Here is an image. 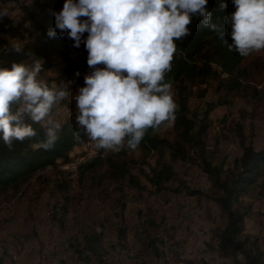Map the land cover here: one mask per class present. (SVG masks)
Returning a JSON list of instances; mask_svg holds the SVG:
<instances>
[{"label": "rangeland", "instance_id": "rangeland-1", "mask_svg": "<svg viewBox=\"0 0 264 264\" xmlns=\"http://www.w3.org/2000/svg\"><path fill=\"white\" fill-rule=\"evenodd\" d=\"M34 1L27 0L36 9ZM0 10L7 12L2 21L8 17L16 23L23 17L17 7L0 6ZM241 68L243 86L211 112L206 135L213 163L225 168L232 167L241 152L239 125L245 141L252 140L257 148L264 137V50L245 57ZM217 85L207 96L196 87L191 110H201L213 96L223 95L217 94ZM173 134L170 125L161 131L164 137ZM99 152L87 138L72 155L77 165ZM109 153L103 150L100 156ZM160 157L155 150L141 148L121 156L136 184L128 176L115 178L105 163L81 175L78 167H66L69 160L38 170L17 189L0 191V264H244L242 254L226 255L219 249V233L228 219L215 201L219 191L209 174L198 162L174 161L177 178L157 191L144 172ZM184 183L197 193H188ZM262 186L264 173L241 196L242 207L248 210L241 237L264 249ZM120 225L126 231L122 242ZM93 232L101 235L100 255L91 260L80 250L84 236ZM156 238L167 243L160 258L146 245Z\"/></svg>", "mask_w": 264, "mask_h": 264}, {"label": "trees", "instance_id": "trees-1", "mask_svg": "<svg viewBox=\"0 0 264 264\" xmlns=\"http://www.w3.org/2000/svg\"><path fill=\"white\" fill-rule=\"evenodd\" d=\"M64 3L65 0H35L33 4L36 9H33L27 0H0V6L17 7L23 11V17L16 23L8 17L0 20V68H10L14 62L31 67L37 59H41L42 69L38 79L45 81L49 87L68 84L67 98L55 105L52 111L53 117L61 124L59 139L52 149L38 147V143L45 139L44 128L30 119H26V123L31 124L36 131L35 137L23 142L14 141L11 149L0 138V191L10 186L17 189L38 170L56 166L59 161L72 160L74 150L87 139L86 136L77 138L75 135L78 112L74 97L78 94L77 88L84 86V75L90 71L88 53L83 44L76 48L73 47V41L62 39L58 34L56 37L48 36L49 29L55 26L53 11L61 10ZM221 3H227L228 7L221 10ZM207 7L213 13V22L222 28L225 27L224 16L235 11L232 0H209ZM189 27L191 35L176 41L182 55L177 57L174 54L171 71L165 73V82L171 84L173 98L178 105L175 120L164 122L158 129L149 128L138 146L161 154L157 163L151 165L150 171L144 174L147 182L160 191L177 178L174 161L200 163L219 191L215 201L228 219L219 233V249L226 255L242 254L244 264H264V249L256 243L249 244L248 238L241 237L248 212L242 207L241 196L248 193L264 173V137L261 148H257L252 140L245 141L243 126L239 125L241 152L233 159L232 167L227 168L213 163L214 153L208 151L206 144V135L212 123L211 112L226 104L228 95L243 86L244 70L241 64L245 57L228 51L218 34L203 27L200 19L194 18ZM78 72L79 76L76 75ZM214 83L218 84L217 94L223 92V95L219 93L213 96L201 110L192 111L190 99L195 88L207 96ZM167 125L171 126L174 133L172 138L161 135ZM103 150L100 149L99 155L79 164L81 175L105 163L115 178L128 176L136 184V177L130 174L129 163L121 159L128 152V147L125 145L119 152L110 151L102 158L100 153ZM184 184L188 193H197ZM100 236L98 232L84 236L80 251L81 255L87 253L84 256L86 259H96L100 255ZM125 238L126 231L120 225V242ZM166 244L163 238L148 239L146 242L158 258L165 254Z\"/></svg>", "mask_w": 264, "mask_h": 264}, {"label": "clouds", "instance_id": "clouds-1", "mask_svg": "<svg viewBox=\"0 0 264 264\" xmlns=\"http://www.w3.org/2000/svg\"><path fill=\"white\" fill-rule=\"evenodd\" d=\"M232 3L235 11L224 16L222 28L212 20L209 0H65L53 11L48 36L58 34L76 48L83 44L88 53L90 71L74 97L76 137L86 136L97 149L119 152L126 145L134 151L149 128L175 120L178 105L165 73L174 54L182 55L176 41L191 35L194 18L230 52L247 57L264 50V0ZM6 15L0 10V17ZM41 69V59L31 67L14 62L0 68V138L9 149L37 135L26 119L44 128L38 147L50 150L59 139L61 124L52 111L67 98L68 84L49 87L37 78Z\"/></svg>", "mask_w": 264, "mask_h": 264}, {"label": "built area", "instance_id": "built-area-1", "mask_svg": "<svg viewBox=\"0 0 264 264\" xmlns=\"http://www.w3.org/2000/svg\"><path fill=\"white\" fill-rule=\"evenodd\" d=\"M77 161H78V160H77ZM77 161H76V162H77ZM66 165H67V166H66L67 168H69V169H72V170H73V169H74V167H75V162H73V163H67Z\"/></svg>", "mask_w": 264, "mask_h": 264}, {"label": "bare ground", "instance_id": "bare-ground-1", "mask_svg": "<svg viewBox=\"0 0 264 264\" xmlns=\"http://www.w3.org/2000/svg\"><path fill=\"white\" fill-rule=\"evenodd\" d=\"M94 149V148H93ZM87 154V153H86ZM78 157V156H77ZM80 157V156H79ZM73 162H76V160L75 159H72V160H70L68 163H73ZM79 164H80V162H79ZM79 164H77L76 165V163H75V167H74V169H76L78 166H79ZM78 169V168H77ZM79 172V171H78Z\"/></svg>", "mask_w": 264, "mask_h": 264}]
</instances>
